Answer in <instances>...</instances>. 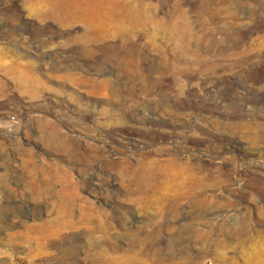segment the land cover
I'll list each match as a JSON object with an SVG mask.
<instances>
[{
    "label": "rangeland",
    "instance_id": "obj_1",
    "mask_svg": "<svg viewBox=\"0 0 264 264\" xmlns=\"http://www.w3.org/2000/svg\"><path fill=\"white\" fill-rule=\"evenodd\" d=\"M0 241L264 264V0H0Z\"/></svg>",
    "mask_w": 264,
    "mask_h": 264
},
{
    "label": "bare ground",
    "instance_id": "obj_2",
    "mask_svg": "<svg viewBox=\"0 0 264 264\" xmlns=\"http://www.w3.org/2000/svg\"><path fill=\"white\" fill-rule=\"evenodd\" d=\"M32 170L34 169L33 167L31 168ZM33 173V172H32ZM30 174V176H29V183H33V182H35V178H34V174ZM173 179V178H172ZM168 181V180H167ZM37 182V181H36ZM33 185V184H32ZM36 185V187L38 186L37 184H35ZM27 186V185H26ZM163 186V185H162ZM35 187V188H36ZM43 188H45V187H43ZM47 188V187H46ZM36 190V189H35ZM50 191V190H49ZM1 242V241H0ZM186 261V260H185Z\"/></svg>",
    "mask_w": 264,
    "mask_h": 264
}]
</instances>
